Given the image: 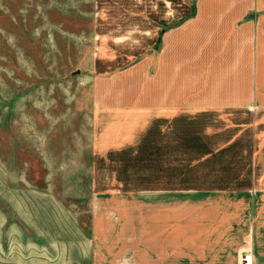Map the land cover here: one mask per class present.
I'll use <instances>...</instances> for the list:
<instances>
[{"label":"rangeland","instance_id":"obj_1","mask_svg":"<svg viewBox=\"0 0 264 264\" xmlns=\"http://www.w3.org/2000/svg\"><path fill=\"white\" fill-rule=\"evenodd\" d=\"M143 1L0 0V264L264 260V155L227 152L228 165L187 180L202 184L153 186L135 146L119 174L138 184L123 186L113 154L98 153L106 79L146 65V53L125 57L142 49L131 11Z\"/></svg>","mask_w":264,"mask_h":264},{"label":"crops","instance_id":"obj_2","mask_svg":"<svg viewBox=\"0 0 264 264\" xmlns=\"http://www.w3.org/2000/svg\"><path fill=\"white\" fill-rule=\"evenodd\" d=\"M145 2L131 11L140 27L131 38L142 49L125 57L146 53V65L127 63L113 72L95 104L104 122L97 150L113 154L115 183L138 184L130 181L131 169L119 174L136 161L135 146L145 145L146 184L153 186L202 184L187 180L200 179L203 168L213 175L228 163L227 152L264 155V12L256 22L248 17L264 10V0ZM239 169L248 170L241 178L249 180L251 166Z\"/></svg>","mask_w":264,"mask_h":264}]
</instances>
